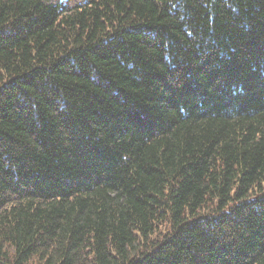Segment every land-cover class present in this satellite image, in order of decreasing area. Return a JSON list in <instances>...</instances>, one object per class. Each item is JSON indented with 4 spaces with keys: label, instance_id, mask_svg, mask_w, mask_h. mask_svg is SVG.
<instances>
[{
    "label": "trees",
    "instance_id": "16d2710c",
    "mask_svg": "<svg viewBox=\"0 0 264 264\" xmlns=\"http://www.w3.org/2000/svg\"><path fill=\"white\" fill-rule=\"evenodd\" d=\"M0 264H264V0H0Z\"/></svg>",
    "mask_w": 264,
    "mask_h": 264
}]
</instances>
